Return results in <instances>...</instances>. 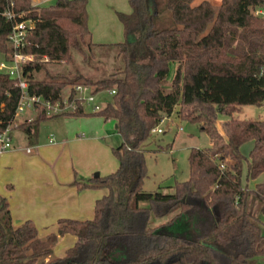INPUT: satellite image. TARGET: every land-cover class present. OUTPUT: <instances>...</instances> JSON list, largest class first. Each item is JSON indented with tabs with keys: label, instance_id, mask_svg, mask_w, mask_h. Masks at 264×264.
I'll use <instances>...</instances> for the list:
<instances>
[{
	"label": "trees",
	"instance_id": "trees-1",
	"mask_svg": "<svg viewBox=\"0 0 264 264\" xmlns=\"http://www.w3.org/2000/svg\"><path fill=\"white\" fill-rule=\"evenodd\" d=\"M128 3L130 12L117 11L124 38L95 43L87 0L45 6L0 0L2 59L14 52L8 39L13 23L26 18L34 23L21 49L34 54L21 65L27 92L55 100L76 83L92 85L94 92L114 89L99 110L72 114L112 119L121 137L111 147L118 160L114 171L73 173L71 184L78 190H107L95 200L91 218H59L55 232L39 236L30 220L13 225L0 198V264H255L264 258V181L249 185L264 172V119L233 115L243 104H264V15L255 12L264 0H220L216 7L209 0ZM7 9L12 19L5 16ZM107 48L115 50V67L102 76L66 78L46 68V62L69 61L72 49L86 58L87 51L100 55ZM41 70L44 77L37 76ZM20 95L17 79L0 70V131L12 123ZM174 110L205 131L210 144L189 149V176L175 181L172 191H146L150 130ZM220 114L228 116L223 132ZM48 116L38 108L35 119L20 125L31 137ZM247 141L251 146L244 152ZM178 225L182 228H174ZM65 233L76 240L55 256L53 245Z\"/></svg>",
	"mask_w": 264,
	"mask_h": 264
},
{
	"label": "crops",
	"instance_id": "crops-1",
	"mask_svg": "<svg viewBox=\"0 0 264 264\" xmlns=\"http://www.w3.org/2000/svg\"><path fill=\"white\" fill-rule=\"evenodd\" d=\"M54 1L32 0L37 6L49 5ZM118 8L123 12L131 10V7L125 6ZM99 39L97 42L91 38V41L101 43ZM67 90L63 88L62 92ZM37 113V107L27 108L19 119L17 117L21 113L16 115L8 127L11 146L0 152V198L7 202L13 225L30 220L36 226L38 235L44 236L57 230L59 218H91L95 200L107 191L106 188H100L99 192L92 188L78 190L71 184L74 171L84 177L95 172L106 174L118 167V160L105 162L109 146L112 145L108 141L104 123L100 121L101 116H48L39 120L36 133L30 137L25 124L35 119ZM257 118L264 119V115ZM46 120L53 121L45 125ZM217 125L223 132L220 122ZM27 147L30 151L26 150ZM98 154L102 156L100 161H90L86 157ZM260 175L250 180L249 184L264 181L257 180ZM75 240L76 236L72 233L59 235L53 245V255L62 256Z\"/></svg>",
	"mask_w": 264,
	"mask_h": 264
},
{
	"label": "rangeland",
	"instance_id": "rangeland-1",
	"mask_svg": "<svg viewBox=\"0 0 264 264\" xmlns=\"http://www.w3.org/2000/svg\"><path fill=\"white\" fill-rule=\"evenodd\" d=\"M209 1H211L215 7L220 2V0ZM121 6L130 8L128 0H87V10L89 16L88 27L91 32L90 38L94 39L95 41H97L98 38H101L99 39L101 40V43H112L120 41L124 38L122 23L117 16V11L121 10L118 7ZM152 6H155L154 1L152 2ZM261 9L263 11L264 6ZM167 14V11H163L161 15L164 16ZM167 19L170 20L169 17ZM114 53V49L107 48L106 51L99 55L98 50L94 49L87 51V56L84 58L81 53L72 49L69 61L46 62V68L50 73L66 78H71L78 74L88 77L102 76L115 67V63L113 62L112 58ZM0 60H2L1 55ZM174 68L175 63H172L166 82L167 85H169L171 81ZM37 76L44 77L45 71H39ZM65 88H68V86ZM96 99L101 105H103L111 99V95L107 90H100L97 91ZM177 108L178 106H176V109ZM22 112L17 117V119L20 118ZM176 114V110H174L168 119H164V121L161 122L160 126L162 128V132L150 133V143L147 145L145 150L147 174L142 185L143 189L146 191H172V185L175 181L185 180L189 176V149L192 146L205 147L210 144L208 134L201 130L196 123L183 121L179 117L178 119ZM233 115L237 118H257L258 116L264 115V105L258 106L253 104H243L237 111L233 112ZM226 117L228 116L220 114L217 122H220L221 124L222 119ZM101 119L102 120L100 121L104 123V129L107 131V138L110 145H116L119 143L121 138L119 137L120 135L118 136L114 131L113 120H104L102 116ZM52 121L53 120H46L45 125L52 123ZM112 146H109V154L106 157L105 162L108 160L110 162H117V158L111 149ZM250 146L251 141H247L242 145V150L247 152ZM86 157L90 158V161L93 159L100 161V159H102V156L99 154L93 155L92 157L87 155ZM86 161L90 162L87 159ZM226 161L227 163L230 162L229 159H226ZM257 180H264V173H261L259 179ZM249 185L253 186L251 184ZM92 189L96 192H99L100 190V188ZM99 194L100 193H97V195ZM142 204L145 205L146 202H142ZM258 206H255L254 211L256 214L260 215ZM260 216L262 219H264L262 215ZM174 228L180 229L182 226L178 225L174 226ZM254 263L264 264V258L258 257Z\"/></svg>",
	"mask_w": 264,
	"mask_h": 264
},
{
	"label": "built area",
	"instance_id": "built-area-1",
	"mask_svg": "<svg viewBox=\"0 0 264 264\" xmlns=\"http://www.w3.org/2000/svg\"><path fill=\"white\" fill-rule=\"evenodd\" d=\"M255 12L264 15V10L262 11L261 8L256 9ZM22 13L20 14L22 15ZM4 14L9 19L14 17V13L11 9H7ZM33 25L34 23L30 18L16 20L13 23L11 31L8 34V39L14 47V52L12 53L10 60H0V70H3L11 77L16 78L21 90V95L15 109V116L27 108L32 107L43 109L45 114L49 116L72 114L79 109L86 112L99 110L102 105L96 99L97 92H94L93 87L86 83H76L71 87L68 86L67 92H62L61 96L55 100L44 98L42 95L29 94L27 92V82L22 76L21 65L24 62L32 61L34 59V54L23 52L21 49L25 45L27 32L33 27ZM42 58L44 60L47 59L46 56H43ZM113 92L114 89L108 90V93L110 94ZM170 115L163 116L159 123L151 128V133L162 132L160 124ZM10 146L11 138L8 133V128H6L0 131V152ZM26 150L30 151V148L27 147ZM223 165V162H221V166Z\"/></svg>",
	"mask_w": 264,
	"mask_h": 264
}]
</instances>
